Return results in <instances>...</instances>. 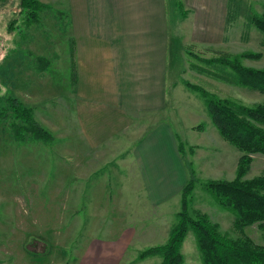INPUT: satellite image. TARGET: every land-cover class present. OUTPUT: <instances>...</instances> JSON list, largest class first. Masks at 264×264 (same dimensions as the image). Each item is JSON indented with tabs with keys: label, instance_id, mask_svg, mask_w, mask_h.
<instances>
[{
	"label": "rangeland",
	"instance_id": "rangeland-1",
	"mask_svg": "<svg viewBox=\"0 0 264 264\" xmlns=\"http://www.w3.org/2000/svg\"><path fill=\"white\" fill-rule=\"evenodd\" d=\"M174 2L175 8H169L171 32L181 30L177 25L181 8ZM231 4H237V15L233 21L225 22V14L222 38L220 35L215 42L205 44L189 40L180 47L174 41L166 112L175 124L178 139L184 143L183 161L188 178L195 183L189 211L206 213L222 232L237 237L239 231L234 229L233 215L214 201L203 183L210 178L232 179L241 152L219 135L210 121L205 99L186 86L189 82L246 105L264 103V93L225 82L196 66L203 65L202 58H214L224 52H264L263 34L247 25L251 13L264 12V0H231ZM235 9L231 8V12ZM39 15L40 23L26 27L24 14H20V0H0V264H74L84 244L90 238H106L113 225L125 229L127 240L132 238L124 258L132 264L138 247L144 249L151 245L145 246L148 242L160 244L155 241L162 240L163 231H170L180 200L173 199L161 208L162 216L156 209L144 207V203L142 208L133 210L132 202L126 198L128 185L121 186L122 178L128 177L132 169L130 151L137 138L130 134L131 129L101 142L99 150L105 153L100 160L92 159V153L87 155V145L78 135L80 126L73 104L78 71L69 20L50 7ZM14 19L16 25L8 30ZM37 56L45 58L46 65L40 67ZM241 62L262 69L264 54L259 59L243 58ZM204 68L232 75L219 64ZM7 95L33 109L35 119L51 132L52 141L28 139L26 134L22 141L14 139L11 122L22 123L14 119L5 101ZM140 122L137 118V126ZM198 124H202V129H195ZM190 125H194L193 129ZM77 148L84 153L83 160L90 162V168L82 169L83 176H77L71 168L75 165L72 154ZM251 156L247 178L264 172V155ZM229 162L230 169L226 167ZM124 187L125 194L117 201V191ZM95 211L103 215H96ZM145 227L155 229L144 231ZM244 233L254 243L264 245V231L258 223L246 226ZM35 240L37 251L31 252L27 245ZM181 253L182 264H202L191 230L185 236ZM160 258L157 254L140 263H159Z\"/></svg>",
	"mask_w": 264,
	"mask_h": 264
},
{
	"label": "crops",
	"instance_id": "crops-1",
	"mask_svg": "<svg viewBox=\"0 0 264 264\" xmlns=\"http://www.w3.org/2000/svg\"><path fill=\"white\" fill-rule=\"evenodd\" d=\"M39 1L69 20L78 71L73 104L80 126L78 135L87 145V155L92 153V159L100 160L105 153L99 150L101 142L131 129L130 134L137 138L130 151L132 169L122 178L121 186L128 185L126 198L133 210L144 203L162 216L160 209L173 199L180 200L188 179L178 150V132L166 112L174 41L180 47L189 40L205 44L215 42L220 35L222 38L228 0H176V7L181 8L177 18L181 30L176 32L170 31L169 18L174 0ZM169 103L174 108L173 100ZM137 118L141 120L138 126ZM83 155L78 148L72 154L75 165L71 168L77 176L85 174L83 168H90ZM226 167L230 169L231 162ZM125 187L118 189L117 201L125 194ZM149 229L155 228L145 227L144 231ZM124 230L113 225L108 231L110 237L90 238L74 264H127L124 258L132 238L127 240ZM163 232L162 240L155 242H166L169 231ZM139 248L132 264H141L146 258H137L143 250Z\"/></svg>",
	"mask_w": 264,
	"mask_h": 264
},
{
	"label": "trees",
	"instance_id": "trees-1",
	"mask_svg": "<svg viewBox=\"0 0 264 264\" xmlns=\"http://www.w3.org/2000/svg\"><path fill=\"white\" fill-rule=\"evenodd\" d=\"M49 7L39 0H20V14H24L23 24L28 27L40 23V11ZM233 7L236 9L231 12ZM236 15L237 4L232 5L229 0L225 22L233 21ZM11 25H16L15 19L8 25V30H11ZM247 25L254 26L263 34L261 44L264 46V12L251 13ZM263 54L264 52L256 51L234 55L224 52L214 58H202L203 65L196 66L225 82L264 93V68L257 69L241 62L243 58L259 59ZM37 59L41 62L40 67L46 65L45 58L37 56ZM212 64L224 66L232 72V75L204 68L205 65L210 67ZM186 86L205 99L210 121L219 135L241 152L232 179L210 178L203 183V187L214 201L233 215V226L239 231V236L231 237L222 232L218 224L212 222L206 213L199 210L189 211L195 183L192 178H188L181 189L180 208L166 242L143 249L137 258L144 259L158 254L161 256L159 264H182L181 246L188 230H191L195 236L202 264H264V245L254 243L244 233V228L253 223H258V228L264 231V172L249 178L245 177L252 161L251 155L257 153L264 155V103L246 105L238 100L218 96L189 82ZM5 101L14 119L22 123L11 122V130L16 141H22L25 134L28 135V139L52 141L51 132L35 119L30 106H26L13 95H7ZM201 128L202 124L196 126V129ZM178 150L181 155L185 152L181 140H178ZM36 242L35 240L27 245L31 252L37 251Z\"/></svg>",
	"mask_w": 264,
	"mask_h": 264
}]
</instances>
